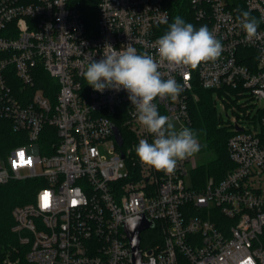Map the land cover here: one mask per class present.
Listing matches in <instances>:
<instances>
[{
    "label": "built area",
    "instance_id": "2783aa9c",
    "mask_svg": "<svg viewBox=\"0 0 264 264\" xmlns=\"http://www.w3.org/2000/svg\"><path fill=\"white\" fill-rule=\"evenodd\" d=\"M192 2L222 54L196 69L161 64L163 77L183 91L175 101L157 98L160 114L177 129L189 127L194 88L248 99L230 107L243 116L227 123L233 167L201 188L192 158L171 175L142 165L135 147L154 137L137 122L128 93L94 91L82 75L106 45L155 55L160 21L169 20L163 0H98L91 34L73 0H0V120L23 142L0 156V185L42 184L31 202L12 210L17 245L0 264H135L123 225L140 215L152 225L140 233L143 264H264V108L253 119L247 113L250 101H264V0ZM237 9L262 21L258 39L245 38ZM44 72L55 85L50 96L35 88ZM106 143L109 157L98 150Z\"/></svg>",
    "mask_w": 264,
    "mask_h": 264
},
{
    "label": "clouds",
    "instance_id": "9594fccd",
    "mask_svg": "<svg viewBox=\"0 0 264 264\" xmlns=\"http://www.w3.org/2000/svg\"><path fill=\"white\" fill-rule=\"evenodd\" d=\"M236 20L249 41L258 39L261 20L249 11L237 9ZM168 30L155 41V55L138 53L131 44L116 49L106 45L107 51L99 61L89 59L82 75L94 91L105 89L128 93L134 105L137 122L154 137L152 142L140 139L135 153L144 166L166 175L174 174L179 162L200 151L197 133L185 126L176 128L170 117L160 114L157 98L177 100L183 87L175 78L165 79L160 66L163 63L182 65L191 69L202 63L215 62L222 54L223 45L206 25L196 28L179 15Z\"/></svg>",
    "mask_w": 264,
    "mask_h": 264
},
{
    "label": "trees",
    "instance_id": "16d2710c",
    "mask_svg": "<svg viewBox=\"0 0 264 264\" xmlns=\"http://www.w3.org/2000/svg\"><path fill=\"white\" fill-rule=\"evenodd\" d=\"M193 0H163V7L169 14L168 23L173 21L177 15L186 22L192 23L196 28L206 25L209 28L207 17L197 19L195 12L198 8ZM78 9L80 19L89 34L95 32L98 20V0H73ZM159 36L168 30V24L161 25ZM43 82L37 83L35 88L43 90L44 95L50 96L49 89L55 92V85L47 74L42 73ZM197 99L190 101L188 110L190 124L201 142L200 152L208 150L212 152L213 159L202 164L192 171V176L196 188H201L208 177H213L216 181L233 167L227 154V141L232 135L228 126L222 125V117L215 109L213 102V92L194 88ZM49 130V129H47ZM51 130V129H50ZM20 136L11 131L7 121L0 120V156L14 147L22 145ZM42 187L38 179H24L10 181L5 185H0V260L5 256L11 247L17 245V238L10 231L13 225L12 210L14 207L24 205L33 200L36 192ZM144 234L142 239L145 243ZM261 243L264 246V233L261 236Z\"/></svg>",
    "mask_w": 264,
    "mask_h": 264
},
{
    "label": "rangeland",
    "instance_id": "374dc122",
    "mask_svg": "<svg viewBox=\"0 0 264 264\" xmlns=\"http://www.w3.org/2000/svg\"><path fill=\"white\" fill-rule=\"evenodd\" d=\"M212 98H213V102H215V109L217 113L221 115L222 117L223 126L226 127L229 120H232L234 117H240V118L243 117L239 109H237L236 112L233 113L230 107L233 105L237 107L240 106L241 104L248 101L247 98H244V97L237 98L233 94H230L229 96H224V95H219L216 93H213ZM262 108H264V101H261V102L250 101L248 104V109H247V113L250 114L249 119H253V116L256 114V112ZM240 122H242V125L244 127L253 126V124L249 123L248 120H244ZM199 143L201 145L200 141ZM98 150L102 155L109 157V144L108 143L98 145ZM191 158H192V161L190 162L189 166L198 167L202 164L209 162L214 157H213L212 152L208 150H204L202 152L199 151ZM39 170L40 168L37 167V171Z\"/></svg>",
    "mask_w": 264,
    "mask_h": 264
},
{
    "label": "water",
    "instance_id": "95a60500",
    "mask_svg": "<svg viewBox=\"0 0 264 264\" xmlns=\"http://www.w3.org/2000/svg\"><path fill=\"white\" fill-rule=\"evenodd\" d=\"M113 130L115 132V139L118 144V146H121L122 144V138L118 132V130L113 126ZM124 231L126 234V237L129 241V246L131 251L133 252V261L135 264H143L140 262V254L138 253L139 249V243H140V233L151 228L152 225L147 222L143 216H137L132 219H129L124 222ZM150 252L147 253L149 255ZM148 264H154L153 261H151Z\"/></svg>",
    "mask_w": 264,
    "mask_h": 264
}]
</instances>
